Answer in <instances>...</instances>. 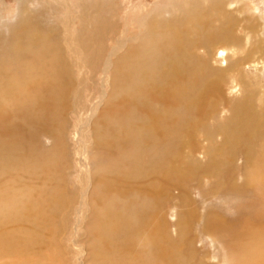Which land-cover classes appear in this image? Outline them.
<instances>
[{"label":"bare ground","instance_id":"1","mask_svg":"<svg viewBox=\"0 0 264 264\" xmlns=\"http://www.w3.org/2000/svg\"><path fill=\"white\" fill-rule=\"evenodd\" d=\"M55 1L66 9L59 16L62 30L41 23L31 0H18L16 21L0 48V252L43 251L63 234L72 214L82 219L87 208L93 231L82 235L93 263L134 264L135 257L138 264H175L184 249L194 259L196 215L183 206L176 210L175 235L163 220L162 202L174 187L212 172L218 179L208 191L227 187L264 201V96L258 105L255 95H243L225 120L210 123L213 114L219 116L223 84L231 76V88L246 91L238 57L231 55L239 39L237 16L225 14L222 0H170V8L144 14L137 34L102 55L104 36L117 24L103 11L104 0ZM97 63L100 97L81 123L90 134L79 140L83 167L90 145L96 169L86 167L87 188L76 204L65 188L72 165L64 127L80 93L74 68ZM202 137L207 143L201 158L196 152ZM239 156L242 167L236 165ZM240 170L245 180L235 183ZM200 226L219 237L233 225L207 214ZM262 226H254L246 249L259 264ZM242 235L232 237L235 248L246 240Z\"/></svg>","mask_w":264,"mask_h":264},{"label":"rangeland","instance_id":"2","mask_svg":"<svg viewBox=\"0 0 264 264\" xmlns=\"http://www.w3.org/2000/svg\"><path fill=\"white\" fill-rule=\"evenodd\" d=\"M71 1L72 5L78 3V0ZM112 1L111 3L110 0H104V3H102L103 11L109 14L110 17L112 14V21L117 22V24H114L112 27L113 31L111 29L104 36L105 44H103L104 50L102 55H105V53H107L112 46L121 41L122 38L124 39L127 36L137 34L140 31L137 22L144 14L152 13L155 8H158V10H163L164 7L170 8V4H172L170 0ZM222 3L227 5V7H225L227 9H224V11H227L225 14L237 16L238 18L235 28L237 33L235 32V35L239 39H237L235 45L231 47V50L234 51L231 55L232 58L238 57V70H240L241 73L243 72L239 77L243 80L242 85H244L243 87L246 91L243 92L240 87L235 89L231 88V86L235 85L233 76H231V78H229L231 80L228 79L227 82L223 84L225 94L222 95V103L220 102V113L219 116L216 114L212 115L210 119L212 125H215L221 117L225 120L226 116L231 112L230 106L236 99H240L243 95H255L254 102H257L258 105H260V100L258 101V99L264 96V0H222ZM30 4L33 11H36L34 13L38 16L40 15L39 19H41V23L48 24L47 22H49L50 25H55L56 28L62 30V21L59 16L62 17L65 14L66 9L64 6L58 4L55 0H31ZM17 7L18 0H0V48L2 46L5 47L7 42L5 39L9 36L11 26L16 21ZM168 13L166 9V14L168 15ZM115 25L118 26L116 27ZM252 27H256L254 31L256 35L253 36L250 31L254 30ZM77 29L78 27H74V31L76 30L77 32ZM248 33L251 34L249 38ZM219 59L221 60L222 58ZM223 64L225 65L224 61ZM74 71V89H77L75 93H80L76 94V104L72 101L73 109L67 114L66 126L64 127L65 139L68 142V159L69 163L72 165L65 188L69 191L70 196H73V202L77 204L82 191L87 188L86 183L88 174L86 167L91 170H93V168L96 169V157L94 153L91 152L90 145L89 151L86 152L87 155L85 154V158L87 157V166L83 167L81 163L83 157V146L81 142L83 139L86 141V138L90 134V129L88 127L85 126L81 129V123L85 120L83 118H86L88 113H90V106L99 100L101 92L100 80L101 77H103V73L100 63H97L94 68H82V70L75 67ZM83 77H88L86 85L80 83ZM223 110L225 112H222ZM217 134L218 136L216 135V138L219 140L221 135L219 133ZM79 140H81V142ZM206 140L207 137L201 138L202 144L197 148V150L199 149V151L196 152L197 157L202 158L206 156L204 153L206 150ZM40 141L45 145L44 139L41 138ZM46 143H48L47 140ZM239 158L241 159L239 156L236 161V165L239 163L238 166H240L242 162V159L240 160ZM245 174L243 170H240L237 177H235V183H242L245 180ZM189 179L191 180L183 182L182 186L180 185L182 189L180 186H177V188L174 187L171 191L172 196L169 195L166 199L164 198L162 202V204H164L163 214L165 215L163 220L165 224H167L168 230L173 234L176 232L174 218L176 216L173 215H175L174 213H176V210L179 211L182 206L192 211L199 220V225H195L190 233V235L193 236V245L197 249L195 258L191 260L188 250L184 249V251L181 252L182 256L180 255L177 258L178 260H175V264H259L258 262H253V259H256L252 257V253L246 249H249V242L252 237L251 231L254 229V226L258 227L264 225V201L259 202V199L253 201L251 200V196L249 197V195H244L241 192L228 191L226 190L227 187L208 191L211 189L212 185H216L218 179L217 177L215 178L212 172L206 173L205 175L203 174L199 179L198 174L194 176V179ZM88 212L87 208L83 209L81 212V216H83L82 219L81 217H75L74 214L69 217L68 224L63 234H61V236L59 235L57 238L58 240L53 238V241H56L55 246L53 241H51L47 247H45L46 249L44 248L43 251H38L34 254H25L22 251L16 252L15 254L13 252L3 251L0 252V264H7V262L8 264H96V261L93 263L95 259H93L94 255L88 252L90 247H87V242L85 246L86 235H82L83 230L85 231L86 228H88V232L93 231V228L91 229L93 223L90 222L92 218L87 220L89 223L86 225ZM207 214H215L223 222L232 224L233 226L222 231L221 235L219 237L217 236L218 238L216 235L204 234L202 233L203 231L200 225L203 223ZM262 227L264 228V226ZM238 232L239 234H243L246 240L238 241L236 250L232 243V237ZM213 237H215L216 240H214ZM258 242H264V237H259ZM45 250L47 251L45 252ZM135 260V257L132 258L130 263L138 264V262H134Z\"/></svg>","mask_w":264,"mask_h":264}]
</instances>
